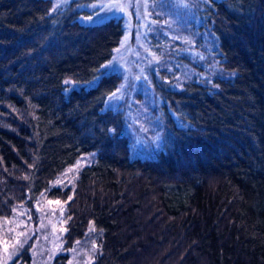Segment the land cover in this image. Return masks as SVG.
Wrapping results in <instances>:
<instances>
[{
	"label": "trees",
	"instance_id": "trees-1",
	"mask_svg": "<svg viewBox=\"0 0 264 264\" xmlns=\"http://www.w3.org/2000/svg\"><path fill=\"white\" fill-rule=\"evenodd\" d=\"M78 2L0 0V217L48 192L65 203L64 250L96 239L89 264H264V0L203 2L216 65L164 88L145 157L132 156L122 113L104 110L122 80L103 65L123 20L82 23ZM64 250L51 264L67 263Z\"/></svg>",
	"mask_w": 264,
	"mask_h": 264
},
{
	"label": "rangeland",
	"instance_id": "rangeland-1",
	"mask_svg": "<svg viewBox=\"0 0 264 264\" xmlns=\"http://www.w3.org/2000/svg\"><path fill=\"white\" fill-rule=\"evenodd\" d=\"M72 1L53 0L54 9H66ZM78 1L74 10L79 12L77 19L82 23L103 22L112 17L123 20L122 40L103 65L106 72L120 73L122 80L108 95L104 110L112 109L124 116V132L130 137L132 156H152L149 148L158 144L162 136L157 122L164 110V88L179 89L183 79L205 76L216 63L213 57L207 62L213 38L198 29L205 0ZM99 77L86 86L96 84ZM67 82L68 89L76 85L73 80ZM93 154L82 155L53 186L70 184L80 169L91 162ZM46 193L33 206L23 202L0 217V264L12 263L17 256L20 260L16 264H51L64 250L65 203L48 198ZM97 250L98 243L91 233L64 250L70 256L66 264H89Z\"/></svg>",
	"mask_w": 264,
	"mask_h": 264
},
{
	"label": "snow or ice",
	"instance_id": "snow-or-ice-1",
	"mask_svg": "<svg viewBox=\"0 0 264 264\" xmlns=\"http://www.w3.org/2000/svg\"><path fill=\"white\" fill-rule=\"evenodd\" d=\"M65 83H68V82L66 81ZM57 203H59V202H57Z\"/></svg>",
	"mask_w": 264,
	"mask_h": 264
}]
</instances>
